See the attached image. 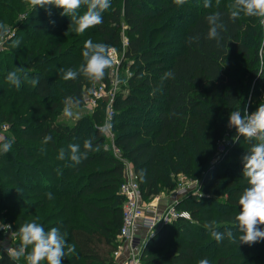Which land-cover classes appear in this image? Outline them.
<instances>
[{
	"label": "trees",
	"instance_id": "1",
	"mask_svg": "<svg viewBox=\"0 0 264 264\" xmlns=\"http://www.w3.org/2000/svg\"><path fill=\"white\" fill-rule=\"evenodd\" d=\"M226 1L217 5L212 0V7L205 8L196 6L197 0L160 6L153 0H111L102 23L77 34L62 9L51 8L49 15L44 8L34 11L29 0H0V23L10 29L0 40V137L15 141L10 152L0 153V221L11 225L14 234L37 217L46 231L58 227L76 246L63 264H118L124 167L108 149L106 133L98 131L105 121V102L73 124L58 119L67 98L79 99L81 108L97 84L111 85V69L95 86L83 76L62 78L61 69H76L83 62L84 43L92 39L133 61L131 75L116 94L114 132L116 144L134 164L144 199L150 202L161 188L171 187L175 174L198 180L199 193L185 194L176 203L178 209L191 201L190 218L179 217L150 231L141 264H199L201 259L210 264H264V241L238 245L241 233L233 227L238 198L248 187L241 157L250 144L243 137H227V117L245 106L252 82L257 89L250 112L264 99L262 25L254 24L257 35L251 37L252 23L243 15L230 20ZM215 11L226 27L219 46L206 39L205 17ZM158 21L162 23L153 25ZM157 34L165 40L154 47ZM197 35L198 42H188ZM17 39L20 47L13 48ZM234 61H247L245 72ZM18 67L29 77L19 89L5 79ZM169 71L172 76L163 78ZM34 77L39 78L36 86L30 82ZM48 135L52 139L44 144ZM89 138L98 150L79 165L58 159L62 147L76 143L83 151ZM49 192L52 199L45 195ZM212 220L222 232L230 228L235 240H213L203 227ZM5 234L0 230V240H13ZM13 242L20 243L17 235ZM0 264L26 262L11 261L0 251Z\"/></svg>",
	"mask_w": 264,
	"mask_h": 264
},
{
	"label": "clouds",
	"instance_id": "2",
	"mask_svg": "<svg viewBox=\"0 0 264 264\" xmlns=\"http://www.w3.org/2000/svg\"><path fill=\"white\" fill-rule=\"evenodd\" d=\"M186 0H174L176 5H183ZM34 11L44 8L51 15V8L62 9L61 15L71 17V25L77 34H83L86 30L94 28L102 23L103 13L112 5L111 0H29ZM219 0H217V5ZM86 10L80 14L81 8ZM204 7H212L211 0H204ZM229 19L235 22L242 15L246 17L258 18L259 23L264 25V0H232L227 5ZM208 24L206 39L216 41L219 46L223 39L221 33L226 30L225 23L219 11L212 12L205 17ZM10 29L0 23V40L8 36ZM199 36H191L188 42H198ZM20 41L13 40V48L20 47ZM83 62L78 68L61 69L63 80H76L78 77H85L93 86L104 80L108 70L113 68V58L111 46L106 43L93 42L88 39L84 43L82 51ZM172 72H166L163 78H169ZM6 82L19 89L24 81L29 79L28 73L23 67H18L7 73ZM31 84H39V78L31 79ZM64 114L67 117L73 116V109L78 108L80 100L69 97L65 101ZM112 127L109 121L98 127V131L104 133ZM227 127L235 129L237 140L240 137L247 140L250 147L241 157L242 175L247 180L246 187L238 198L239 212L234 217L233 227L241 233L238 238V245H253L264 241V99L256 106L255 110L249 112L246 108L232 110L228 116ZM50 135L43 138V143L51 141ZM93 138L83 142L81 146L70 143L67 149L59 150L58 159L69 160L73 166L79 165L87 159L88 153L98 150L94 149ZM14 139L0 138V153L7 154L11 151ZM48 199H52V193L45 194ZM38 217L25 222L15 230V235L19 237L18 245L9 244L4 246V241L0 240V251L6 253L11 261H20L22 258L26 264H63L66 256L72 255L76 251L74 244H69L65 234L58 227L45 230L44 226L38 222ZM213 240L222 242L225 237L235 240L233 231L229 228L225 231L219 230L216 220L206 222L203 226ZM12 226L0 221V230L10 232ZM12 232V231H11ZM199 264H210L208 259H201Z\"/></svg>",
	"mask_w": 264,
	"mask_h": 264
},
{
	"label": "built area",
	"instance_id": "3",
	"mask_svg": "<svg viewBox=\"0 0 264 264\" xmlns=\"http://www.w3.org/2000/svg\"><path fill=\"white\" fill-rule=\"evenodd\" d=\"M111 49L112 58L115 64L119 55L116 48L112 47ZM106 88H108L107 85L103 83L94 87L91 92L85 95L84 106L91 105L94 108H97L103 100H107L106 98H103ZM114 94L116 95L117 92H114L113 95ZM115 99L116 96H112L109 99L107 107L105 106L104 108V123L109 121L112 125L111 129L105 132L108 138L107 146L111 149L115 157L122 162L124 167V180L119 189L121 195L124 197L123 224L118 237L121 244L127 243L130 248L128 258L124 264H141V252L146 240L142 239L137 233L138 227L141 223L150 231H153L157 226L170 223L179 217L190 218V214L186 211H179L176 207V203L184 195V190L181 189L177 190L176 193L172 195V200L174 201L165 211H160L155 203H152V201L147 202L144 199V194L134 164L123 154L121 148L116 144V135L114 132ZM7 127V125L4 126V128Z\"/></svg>",
	"mask_w": 264,
	"mask_h": 264
},
{
	"label": "rangeland",
	"instance_id": "4",
	"mask_svg": "<svg viewBox=\"0 0 264 264\" xmlns=\"http://www.w3.org/2000/svg\"><path fill=\"white\" fill-rule=\"evenodd\" d=\"M153 1L155 4H157V6H160L162 4H168L170 2L174 3V0H153ZM186 1H188V0H186ZM195 2H196V0H195ZM211 2H212V0H211ZM231 2H232V0L226 1L227 5ZM195 4L198 7L201 5L204 6V0H197V2ZM247 20H248L249 24L252 23V30L250 31V36L254 38L257 35V33H256L257 31L254 27V24H256L259 20H258V18H255V17H247ZM254 21H255V23H254ZM161 23H162V21H158L157 23H154L153 25H159ZM10 28H12V27H10ZM180 32H182V30H180ZM258 32L260 34L259 39H261L262 45L264 46V25H262V28L260 30H258ZM125 38H126V40H125V42H126L127 37L125 36ZM153 38H154V47L158 44L159 41L162 42L163 40H165V39H163V35H158V34L155 35ZM166 42H168V41H166ZM168 46H170V45H168ZM167 47L164 46L163 49H166ZM1 48H3L2 41H0V50H1ZM170 48H172V47L170 46ZM117 53L119 55L118 60H116L117 62H115V64H113V68L111 69V85L105 89L104 94H103V98L107 99V100H103L106 102L104 104V108H105V106L107 107L109 99L112 96H116L115 94L113 95L114 92H117V94L122 92V88H124L125 82L127 81L128 77L131 75V72H132L131 71V65L133 63L132 59H124V57L120 55L119 51H117ZM260 53H262V50H260ZM243 63H244V61L243 62L242 61H234L232 63V65L235 68H238L239 70H241V72H242L244 70L243 67L245 66V68H246L248 66L247 61H245V64H243ZM243 72H245V71H243ZM98 85H100V84H97L95 87H97ZM255 89H257V87L255 88V83L252 82V85H251V88L249 90L248 95L245 94V96H244L243 103H245V106L242 107V109L246 108L250 112L251 108H249V102H250V99L252 96V91ZM95 109L96 108H94L91 105H87V106H84L81 108H74L73 109L74 114L72 117L65 116L64 110H63L62 113L58 116V119H60V121H63L65 123L73 124L79 118L90 116L94 112ZM228 132L229 133H228L227 137L236 135L235 129L228 128ZM173 180H174V183L171 187L161 188L160 193L155 195L153 197V200H151L152 203H155V205L158 206V208H159L160 203H158V200H161V202H162L163 200L168 199L167 200L168 202L166 203L167 205H162L163 208H161V210L159 209L160 211H165L173 203L174 200L169 202L170 201L169 199H172V195L175 194L177 190H180V189L184 190V195L188 194V193H192V194L199 193V189L197 186V184H198L197 179H194L191 176H188L185 174H175L173 176ZM224 198H225V194L221 195L219 197L220 200H224ZM190 204H192L191 201H188V203L186 205L182 204V206H180L178 208V210L179 211H181V210L186 211L190 214L189 209H187L188 205H190ZM183 209H185V210H183ZM8 233L11 234L12 239L14 240L15 234L13 233V231L12 232L10 231ZM5 236H7V232H6ZM7 239H10V238H7ZM5 240H6V237L4 238L5 245H7V246L9 244L15 245V243L11 239H10V241L9 240L5 241ZM120 245H122V244L120 243Z\"/></svg>",
	"mask_w": 264,
	"mask_h": 264
},
{
	"label": "crops",
	"instance_id": "5",
	"mask_svg": "<svg viewBox=\"0 0 264 264\" xmlns=\"http://www.w3.org/2000/svg\"><path fill=\"white\" fill-rule=\"evenodd\" d=\"M151 200H153V197L151 198ZM168 199H165L161 202V200H158V203H160L159 205V209L161 210V208H163L162 205H167L166 203ZM171 202L172 199H169ZM150 232V230L145 226V225H141L138 227L137 233L138 235L142 238L145 239L148 235V233ZM129 246L127 243H123L122 245L119 246V249L117 251V260H118V264H124V262L127 260L128 258V254H129Z\"/></svg>",
	"mask_w": 264,
	"mask_h": 264
}]
</instances>
